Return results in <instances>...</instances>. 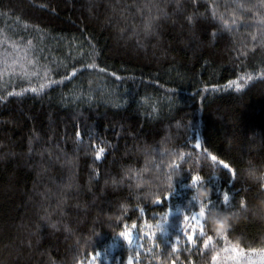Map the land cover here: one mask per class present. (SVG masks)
I'll use <instances>...</instances> for the list:
<instances>
[{"label": "trees", "instance_id": "obj_1", "mask_svg": "<svg viewBox=\"0 0 264 264\" xmlns=\"http://www.w3.org/2000/svg\"><path fill=\"white\" fill-rule=\"evenodd\" d=\"M130 262L264 264V0H0V264Z\"/></svg>", "mask_w": 264, "mask_h": 264}, {"label": "snow or ice", "instance_id": "obj_2", "mask_svg": "<svg viewBox=\"0 0 264 264\" xmlns=\"http://www.w3.org/2000/svg\"><path fill=\"white\" fill-rule=\"evenodd\" d=\"M195 2V0H194ZM189 21L192 20V17L188 18ZM241 79H245L244 77H241ZM248 80H251L252 77L249 76L247 78ZM247 82V81H246ZM235 86L237 88V90H239L240 87H242V85H240L237 81H232L229 85V87L231 86ZM33 92L36 91V89H32ZM17 95H19V93H17ZM197 147H199V145H196ZM104 152V149L101 148L99 149V151L96 152L95 154V158L97 160H99L101 158L102 153ZM181 159L183 160L184 157L182 156ZM211 161L213 162H217V163H222L219 162L217 157L215 155L211 156ZM224 169H228L229 166L227 164H223L222 165ZM179 165H174V169H178ZM191 173V172H190ZM230 176L233 178L231 172L229 171ZM174 175H176L177 177H179L181 175V173L179 171H174ZM190 189L194 190V194L191 195L190 197V203L188 206V212L192 213L191 215V219L192 220H197V218H200V213H201V202L197 199L195 193L196 190L199 188H208L205 183H204V178L200 175V174H193L191 173V179H190V184H189ZM192 202L195 203V207L192 206ZM207 205V210L205 211V215L207 214V211H210L211 209H218L219 211H227L230 207H231V199L230 196L228 194H223L221 196V200L219 202L213 201L211 199V193L210 195L206 198V200L203 202ZM194 209H198L197 211H193ZM177 211H180V209H176ZM190 219V216L188 214L183 215V223L187 224L188 221ZM53 227H55V225H53ZM178 231H181V229H178ZM167 234V233H165ZM193 234H195V230L193 229ZM193 234H187V232H185V235H187V239L189 241L193 240ZM201 234H202V230H201ZM119 236L122 237L124 239V241L127 242L128 245L132 244V239L130 237V234L128 232H120ZM139 238V237H137ZM210 241V240H209ZM208 242H205V247H207ZM173 251H175V246L173 245ZM131 264V262H130Z\"/></svg>", "mask_w": 264, "mask_h": 264}, {"label": "clouds", "instance_id": "obj_3", "mask_svg": "<svg viewBox=\"0 0 264 264\" xmlns=\"http://www.w3.org/2000/svg\"><path fill=\"white\" fill-rule=\"evenodd\" d=\"M205 191L208 193V196H209L210 193H211L210 189H205ZM208 196H207V197H208ZM207 197H206V198H207ZM205 218H206V219H209V223L212 222L211 219L207 217V214L205 215Z\"/></svg>", "mask_w": 264, "mask_h": 264}, {"label": "rangeland", "instance_id": "obj_4", "mask_svg": "<svg viewBox=\"0 0 264 264\" xmlns=\"http://www.w3.org/2000/svg\"><path fill=\"white\" fill-rule=\"evenodd\" d=\"M207 242H209V241H207Z\"/></svg>", "mask_w": 264, "mask_h": 264}]
</instances>
